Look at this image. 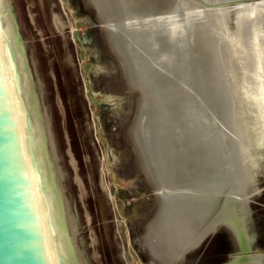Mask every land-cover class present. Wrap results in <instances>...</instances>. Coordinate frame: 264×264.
<instances>
[{"label": "water", "instance_id": "water-1", "mask_svg": "<svg viewBox=\"0 0 264 264\" xmlns=\"http://www.w3.org/2000/svg\"><path fill=\"white\" fill-rule=\"evenodd\" d=\"M88 1L134 93L147 245L220 231L224 264H264V0ZM53 12L0 0V264H125Z\"/></svg>", "mask_w": 264, "mask_h": 264}, {"label": "rangeland", "instance_id": "rangeland-1", "mask_svg": "<svg viewBox=\"0 0 264 264\" xmlns=\"http://www.w3.org/2000/svg\"><path fill=\"white\" fill-rule=\"evenodd\" d=\"M82 2L85 3V0ZM56 3L64 19L68 20L69 17L75 27L78 47L72 40V33L61 34L73 59L98 168L124 262L169 264L188 249L181 254H162L147 245L143 237L147 223L156 212L158 195L130 136L129 125L135 109L134 93L124 80L121 62L109 41L103 40L105 45L99 39L95 41L103 45L105 54L100 58L98 45H94L93 39H87L88 32L100 37L92 26L102 25L90 4L86 2V7L79 11L78 0H69L67 10L60 1ZM67 11L69 15H65ZM86 14L91 21L85 17ZM79 55L82 59L77 57ZM194 246L171 264L224 262L227 242L222 232H211L198 246ZM151 252L158 260L152 257Z\"/></svg>", "mask_w": 264, "mask_h": 264}, {"label": "crops", "instance_id": "crops-1", "mask_svg": "<svg viewBox=\"0 0 264 264\" xmlns=\"http://www.w3.org/2000/svg\"><path fill=\"white\" fill-rule=\"evenodd\" d=\"M50 1V4H51V7H52V11H54L53 12V14H54V17H55V20H56V22H57V24H58V28L60 29V31H61V33L62 34H70V33H72L73 35H72V40L74 41V43H75V45H76V47H78V45H77V39L75 38V35H74V32H75V27H74V24L70 21V19H69V17H67L68 18V20H65L66 18L63 16L64 14H62L61 13V10H60V7L57 5V1H60V3L62 4V6H65L64 7V9L65 10H67L68 9V6L70 5L69 3H68V1L69 0H49ZM83 1V0H82ZM81 0H78V10L79 11H81V9H84L86 6H85V4H86V2H87V4H89V2L87 1V0H85V3L84 2H82ZM64 10V11H65ZM65 15H69V13H68V11H67V14H65ZM85 17L86 18H88V19H90V21H91V18L88 16V14H86L85 15ZM65 18V19H64ZM92 28H95V32H97V34H99V36L100 37H96V35H94L93 33H91V32H88V35H87V39L88 40H91L92 41V39H93V41L92 42H94V45H98L97 44V42L95 43V41L97 40L98 41V39H99V42L101 41L102 42V44L103 45H105V42H107L108 41V39H107V36H106V33H105V31H104V28H103V26L102 25H99V26H92ZM90 31V30H89ZM96 37V38H95ZM103 40H105V42H103ZM79 41V40H78ZM89 42V41H88ZM98 42V43H99ZM102 45V46H103ZM101 46V44H99L98 46H97V48H98V52H99V56H100V58H102V57H104V49H103V47ZM79 59H82L81 57H80V55L79 56H77ZM99 58V57H98ZM211 253H214V251H210ZM224 262L222 261V262H220V264H223Z\"/></svg>", "mask_w": 264, "mask_h": 264}, {"label": "bare ground", "instance_id": "bare-ground-1", "mask_svg": "<svg viewBox=\"0 0 264 264\" xmlns=\"http://www.w3.org/2000/svg\"><path fill=\"white\" fill-rule=\"evenodd\" d=\"M134 146L136 147V149L138 150V148H137V144H136V142L134 141ZM142 162V161H141ZM143 164V163H142ZM143 167H144V165H143ZM145 169V168H144ZM145 171H146V169H145ZM147 172V171H146ZM147 175H148V177H149V179H150V181L152 182V184H153V186H154V188H155V184L153 183V181H152V179L150 178V176H149V173L147 172ZM155 190H156V188H155ZM157 192V191H156ZM148 224V223H147ZM212 232H214V231H212ZM209 233H211V232H208V233H206L205 234V236L201 239V241L198 243V245L204 240V238L206 237V235H208ZM198 245H196V246H198ZM196 246H194V247H196ZM191 249V248H190ZM189 250V249H188ZM187 250V251H188ZM186 251V252H187ZM186 252H184L182 255H180V256H177L176 258H174L169 264H171V263H173L175 260H177V258L179 259V258H181ZM151 254H152V257L155 259L156 257H154V254H153V252H151ZM157 259V258H156ZM155 259V260H156ZM158 260V259H157Z\"/></svg>", "mask_w": 264, "mask_h": 264}]
</instances>
